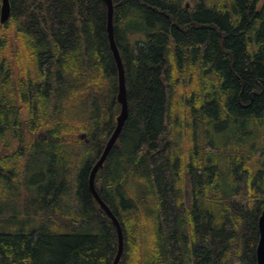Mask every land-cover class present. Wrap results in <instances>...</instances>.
<instances>
[{
    "label": "trees",
    "instance_id": "16d2710c",
    "mask_svg": "<svg viewBox=\"0 0 264 264\" xmlns=\"http://www.w3.org/2000/svg\"><path fill=\"white\" fill-rule=\"evenodd\" d=\"M184 1L113 0L129 116L96 187L123 229L119 264H257L264 0ZM10 4L0 264H113L117 228L89 188L121 111L107 5Z\"/></svg>",
    "mask_w": 264,
    "mask_h": 264
},
{
    "label": "water",
    "instance_id": "95a60500",
    "mask_svg": "<svg viewBox=\"0 0 264 264\" xmlns=\"http://www.w3.org/2000/svg\"><path fill=\"white\" fill-rule=\"evenodd\" d=\"M107 5V14H108V36L110 41V46L113 52V56L115 58L117 69H118V94H117V102L121 105V111L116 116V125L115 128L108 139L101 155L98 160L93 164L90 174H89V188L92 192L94 199L99 203V205L106 211V213L111 217L113 223L116 225L118 232V251L116 257L114 259L113 264H119L122 259V255L124 252V233L121 226V223L117 216L114 214L109 205L103 200L100 193L96 187V176L98 172L104 168L106 159L115 146L116 142L119 139V136L122 132L123 126L129 116V103L127 98V86H126V72L124 61L117 45L115 39V31H114V11L115 6L113 0H104ZM11 16V4L10 0H2L1 8H0V21L5 23L9 20ZM82 139L86 137V133L80 135ZM259 227V241L256 250L257 256V264H264V209L258 220Z\"/></svg>",
    "mask_w": 264,
    "mask_h": 264
},
{
    "label": "rangeland",
    "instance_id": "374dc122",
    "mask_svg": "<svg viewBox=\"0 0 264 264\" xmlns=\"http://www.w3.org/2000/svg\"><path fill=\"white\" fill-rule=\"evenodd\" d=\"M208 2L209 1H212V0H207ZM185 4H187L188 6H191L192 7V4H193V2L191 1V0H185L184 1V5ZM190 4V5H189ZM130 32H135V30H133V31H130ZM224 133H226V131L224 132ZM82 134H84V133H81V134H79L78 135V137L80 138V139H82L81 137H80V135H82ZM85 139V138H84ZM264 152V151H263ZM263 158V160H262V162H264V154L262 155V151L261 150H259L257 153H256V158L255 159H257V160H260V159H262ZM262 171H263V173L261 174V176L259 177V183L264 187V165H263V167H262V169H261ZM148 213V212H147ZM17 217H16V219H17V221L18 220H21L22 218H23V214H18V215H16ZM148 227H144V234H147L148 233Z\"/></svg>",
    "mask_w": 264,
    "mask_h": 264
}]
</instances>
